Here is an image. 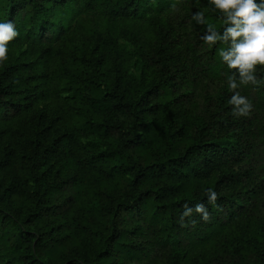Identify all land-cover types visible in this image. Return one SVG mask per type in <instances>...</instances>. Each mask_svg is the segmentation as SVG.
Instances as JSON below:
<instances>
[{
	"label": "trees",
	"instance_id": "trees-1",
	"mask_svg": "<svg viewBox=\"0 0 264 264\" xmlns=\"http://www.w3.org/2000/svg\"><path fill=\"white\" fill-rule=\"evenodd\" d=\"M198 11L223 32L208 0H0L19 32L0 62V264H213L230 248L264 264V221L250 227L255 193L233 165L247 129L210 139L171 80L203 50L204 74L239 77Z\"/></svg>",
	"mask_w": 264,
	"mask_h": 264
},
{
	"label": "rangeland",
	"instance_id": "rangeland-1",
	"mask_svg": "<svg viewBox=\"0 0 264 264\" xmlns=\"http://www.w3.org/2000/svg\"><path fill=\"white\" fill-rule=\"evenodd\" d=\"M123 42V40L121 41ZM199 50L201 48L199 47ZM211 64L209 53L206 50L201 51L200 57L195 64H192V74L186 78L173 77L175 87L180 90V102L187 105L189 112L202 120L207 131L210 132V139L216 141L224 140L223 142L231 143L234 141L231 137L236 135L238 126H243L247 129L244 139L241 141L243 146V155H234L233 165L241 174L246 172L244 181L247 182L249 189L255 193V199L251 205V222L250 227L255 221H264V93L260 97L258 86L264 89V84L257 86L247 85L237 89L242 96L247 97L252 103L250 115L244 117H232L230 121L238 122L237 125H231L228 133L222 132V125L219 120L224 115L218 109L220 105V95H224L228 100L233 95L228 88L229 75L225 72L221 73L220 78H215L212 75L204 74L202 69L207 68ZM138 75V73H136ZM263 70L259 69L256 72L257 79L264 81L262 77ZM239 77H237L238 82ZM232 110V107H231ZM72 194L70 189L67 190V196ZM245 208V207H244ZM213 264H248L242 262L230 248L229 251H224Z\"/></svg>",
	"mask_w": 264,
	"mask_h": 264
},
{
	"label": "clouds",
	"instance_id": "clouds-1",
	"mask_svg": "<svg viewBox=\"0 0 264 264\" xmlns=\"http://www.w3.org/2000/svg\"><path fill=\"white\" fill-rule=\"evenodd\" d=\"M213 10L218 11L225 25L223 32L207 24L203 12H196L192 19L198 24H207L205 34L201 37L209 47L220 43L227 45L219 49V56L230 70L239 74L228 77V88L233 95L228 103L232 106L235 117L248 116L252 110L251 101L237 90L249 84L257 86L264 81L258 80L257 65H264V0H208ZM175 10V5H173ZM19 36L12 22L0 23V62L8 58V43ZM217 199L215 192L209 190V202ZM197 212L204 213L203 218L208 219V213L203 205H197ZM191 214L190 210L184 216Z\"/></svg>",
	"mask_w": 264,
	"mask_h": 264
}]
</instances>
